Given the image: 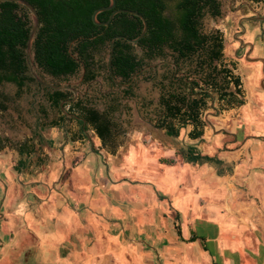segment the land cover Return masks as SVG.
<instances>
[{"label":"rangeland","instance_id":"374dc122","mask_svg":"<svg viewBox=\"0 0 264 264\" xmlns=\"http://www.w3.org/2000/svg\"><path fill=\"white\" fill-rule=\"evenodd\" d=\"M218 1L221 6V14L214 16L206 9L201 21V28L206 34L217 30L223 32L225 38L224 61L233 69L234 73L241 76L245 103L229 108L226 104L222 105L215 101V107H210L205 112L207 126L202 138H190L188 132L191 126L189 125L181 130L180 136H170L165 132V129L156 127V122L162 115L160 97L163 92L161 83L164 77L185 74L191 79H200L201 77L209 79L213 68L204 63L205 56L195 54L191 58L178 60L179 67L177 68L173 66L176 58L172 52H169L165 57L148 60V64L156 65L155 69L148 70V68L146 69L148 71L140 72L134 78L129 94L124 92L126 86L119 84L121 78H116L117 81H115L110 77L107 67L108 49L96 56L100 62V68L97 78L91 82H83L81 72L66 79L54 78L40 72L44 81L55 85L68 83L77 87L78 95L81 94L82 98L101 111L107 110L112 105L116 107L113 115L118 129L123 134V145L118 148L116 154H112L108 149L103 148L99 137L93 131H89L87 140L89 145H93V152L90 151L89 154L99 155L101 159L105 160L104 164L102 163L105 166L106 164L110 167L114 165L121 176L113 174V178L118 179L120 183L125 184L124 178L126 177L131 181L154 180L155 183H158L157 189L155 188L157 195L165 197L164 200L168 201L171 198L176 204L178 198L188 197L191 206L188 205L187 208L182 206L181 209L171 207V215L174 220L180 218L188 220L190 217L193 223L196 220L195 224L191 225V231L196 228L199 236L206 231H215L214 227L206 230L207 225H204L206 218H202V214L217 218L220 214L228 213L229 220L234 221H241L242 217L252 215L254 209L248 207L252 197L249 192L248 179L249 172L255 168V165L252 161L241 160L240 155L242 158L246 155H264V132H261V129L252 128V125H256L254 119H258V124L264 122V86L262 84L264 65L262 61H253L247 58L251 43L257 42V47L249 54L251 58L259 55L258 47L264 48V20L244 19V17L256 14L263 15L264 0L259 2L251 0ZM243 25L245 32H243ZM239 38L244 40L243 44ZM135 52L139 56L143 55V50L139 46L135 47ZM166 62L171 64L165 66ZM217 67L220 68V65L217 64ZM221 77L222 75L217 76L219 80ZM164 81L169 83V80ZM38 83L33 82L25 85L20 97L16 96L18 86L14 83H4L0 88V91L10 97L8 109L0 110V137L8 134L18 137L20 134L24 140L33 139L35 151L32 155L46 153L40 143L48 141L49 145L47 147L44 144L45 148L51 152L57 150V153L61 154L64 146L69 143L64 141L65 136L69 133L66 132L67 128L49 124L50 121L58 118L60 112L57 108L51 107L43 85ZM203 87H207V84ZM229 90H235L233 84ZM44 108L48 112L47 116L43 112ZM68 125L79 127L75 121L65 126ZM188 145H193L201 153L214 158L203 165L190 163V168L182 167L186 160L178 151L187 148ZM36 152L38 154H35ZM2 155L20 154L9 146L2 152ZM164 155H176V158L171 157L176 162L169 164L161 161L166 158ZM23 161L26 162L27 158ZM133 165H135V171L132 168ZM173 166H176L177 170L169 173V168ZM174 171L175 179H173ZM134 172L140 173V175L132 176ZM163 185L165 186L163 187ZM150 219L148 221H151ZM145 221L142 226L146 230L153 228L152 222H148L146 219ZM184 226L185 229L188 228L185 224ZM203 229L205 231H202ZM212 235L214 236V234Z\"/></svg>","mask_w":264,"mask_h":264},{"label":"crops","instance_id":"0c3cea01","mask_svg":"<svg viewBox=\"0 0 264 264\" xmlns=\"http://www.w3.org/2000/svg\"><path fill=\"white\" fill-rule=\"evenodd\" d=\"M258 48L253 58H264V48ZM254 120L252 128L264 132V122ZM71 135L65 136L69 143L61 154L46 149L48 141L40 143L46 152L40 155H2L7 147L0 151V264H264V155H240L255 165L248 179L252 215L234 221L228 213L202 214L206 230L215 231L204 232L206 240L201 235L191 241L199 236L196 228L191 231L196 220L171 215V207L191 206L188 197L176 204L164 200L154 180L126 177L120 183L113 178L121 176L114 165L89 154V135L75 141ZM11 139L24 140L20 134ZM24 156L27 161L18 165ZM173 167L169 173L177 170ZM145 219L153 228L142 226Z\"/></svg>","mask_w":264,"mask_h":264},{"label":"trees","instance_id":"16d2710c","mask_svg":"<svg viewBox=\"0 0 264 264\" xmlns=\"http://www.w3.org/2000/svg\"><path fill=\"white\" fill-rule=\"evenodd\" d=\"M28 1L35 6L40 16V26L33 43L35 62L40 72L54 78L66 79L81 72L83 82L95 80L100 68L96 56L105 49H108L110 54V42L116 36L135 38L144 27L140 17L126 12L116 14L108 26L95 24L92 19L93 12L109 5L110 0ZM220 7L218 0H117L115 9L136 10L143 14L148 22V30L137 44L124 38L114 40L112 60L111 63L107 62V67L115 78H121L122 83H130L137 72L155 69L150 67L143 70L144 67L152 65L148 64V60L165 57L169 52L176 58L173 63L176 68L179 67L178 60L191 58L195 54L205 56L204 63L213 68L209 79H191L185 74L164 77L169 83L164 80L161 83L162 115L157 120L156 127L165 129L170 136H180L181 130L189 125V137L202 138L207 126L205 112L210 107H215V101L226 104L229 108L245 103L242 78L224 61L223 32L217 30L206 34L201 28L205 10L208 9L212 15L218 16L221 14ZM112 11L99 13L98 19L108 20ZM31 29L32 17L27 7L13 1L0 2V88L7 82L16 84L17 97L21 96L25 85L38 83L32 74L27 56ZM136 46L142 48V56L135 52ZM170 64L166 62L165 66ZM218 75H222L220 80ZM132 84L133 82L124 87L125 93H131ZM206 84L207 87H203ZM232 84L234 91L229 90ZM43 88L51 107L60 112L58 118L50 121V125L63 127L67 121H77L80 125L78 130L67 128V132L72 134L71 140L87 137L88 132L93 131L101 140L103 148L116 154L118 148L123 145V134L114 120V105L101 111L84 98L71 100L74 97L71 90H57L47 86ZM9 99L8 95L0 91V110L8 109ZM66 107L69 115L63 111ZM43 112L47 116L45 108ZM9 146L16 149L20 155H30L35 151L34 144L29 141L0 138V151ZM178 153L189 163L203 164L214 158L201 153L193 145H188ZM161 161L169 164L176 162L172 158H164ZM24 163L23 159L19 161V164ZM199 237L194 234L190 240L194 241ZM200 238L206 240L203 235ZM204 247L208 250L207 246Z\"/></svg>","mask_w":264,"mask_h":264},{"label":"water","instance_id":"95a60500","mask_svg":"<svg viewBox=\"0 0 264 264\" xmlns=\"http://www.w3.org/2000/svg\"><path fill=\"white\" fill-rule=\"evenodd\" d=\"M1 1H13V2H16V3H19L25 7H27L31 13V17H32V29H31V33H30V36H29V39H28V44H27V56H28V60L30 62V65H31V71H32V74L34 75V77L37 79V81L47 87H50V88H53V89H57V90H63V89H67V90H71L73 91L74 93V97L71 99V100H76L77 97H78V92L79 90L74 87L73 85L71 84H68V83H61L60 85H55L51 82H48V81H44L41 76H40V71L38 69V66L35 62V57H34V51H33V43H34V40H35V37H36V34L38 32V29H39V26H40V16H39V13L37 11V9L35 8V6L28 0H0ZM116 4H117V0H110V4L107 5V6H103V7H100V8H97L94 12H93V15H92V19L94 21L95 24L97 25H104V26H108L110 24V22L113 20V18L116 16V14L118 13H121V12H126V13H129V14H133L135 16H138L142 19L143 23H144V27H143V30L142 32L140 33V35H138L137 37L135 38H128L126 36H122V35H119V36H116L115 38H113L110 42V54H109V57H108V61L109 63H111V60H112V56H113V51H114V40L116 38H124V39H127L129 42L131 43H134V44H137L140 39L146 34L147 30H148V22H147V19L145 18V16L143 14H141L140 12L136 11V10H131V9H124V8H118V9H115L116 7ZM107 10H113L110 17L108 18V20L106 21H101L98 19V15L99 13L103 12V11H107ZM244 19L246 20H255V19H261V20H264V16H261L259 14H256L254 16H248V17H244ZM242 24V22H241ZM243 32H245V26L243 25ZM241 44L244 43V40L242 38H239ZM250 47L252 49V44H250ZM250 52L247 54V58L248 59H251L253 61H262L263 65H264V58H251L249 56ZM156 65L155 64H152L150 66H146L143 68V70H146L150 67H155ZM140 72H137L133 75V78H132V81L128 84L126 83H122V82H119L120 85L122 86H129L133 81H134V78L139 74ZM111 74H112V77L115 81L116 78L115 76L113 75L112 71H111ZM263 86H264V81L262 82ZM64 103H62L61 105L63 106ZM63 111L66 113V115H69V113L67 112V110L65 108H63Z\"/></svg>","mask_w":264,"mask_h":264},{"label":"flooded vegetation","instance_id":"af4514ba","mask_svg":"<svg viewBox=\"0 0 264 264\" xmlns=\"http://www.w3.org/2000/svg\"><path fill=\"white\" fill-rule=\"evenodd\" d=\"M251 1H253V0H251ZM253 2H255V1H253ZM166 13L169 14L168 11H166ZM253 16H254V15H253ZM261 16H264V14L261 15ZM255 20H256V19H255ZM251 44H252V43H251ZM249 48H250V50H251V47H250V46H249ZM109 73H110V77H111V79L114 80L113 77H112L111 71H109ZM40 84H41V83H40ZM41 85H43V84H41ZM43 86H45V85H43ZM78 97H79V98H82V97H81V94H79ZM78 97H77V98H78ZM76 100H77V99H76ZM74 101H75V100H74ZM72 122H73V121H67L66 124H70V123H72ZM75 122H77V121H75ZM77 123H78V122H77ZM78 124H79V123H78ZM64 127H65V128L71 127L73 131H74V130H78V128L75 129L72 125H68L67 127H66V126H64ZM79 127H80V125H79ZM0 138H5V137H0ZM8 138H10V137H8ZM13 140H14V139H13ZM16 141H20V140H16ZM24 141H29L30 143L33 144L32 139H30V140H27V139H26V140H23V141H21V142H24ZM30 155H32V154H30Z\"/></svg>","mask_w":264,"mask_h":264}]
</instances>
